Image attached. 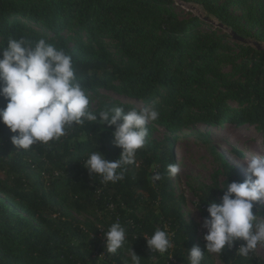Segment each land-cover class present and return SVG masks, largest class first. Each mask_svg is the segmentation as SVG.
<instances>
[{
  "label": "trees",
  "instance_id": "1",
  "mask_svg": "<svg viewBox=\"0 0 264 264\" xmlns=\"http://www.w3.org/2000/svg\"><path fill=\"white\" fill-rule=\"evenodd\" d=\"M173 1L0 0V42L46 36L72 55L88 93L114 91L142 103L102 100L94 111L152 105L160 116L148 129L159 124L167 131L159 153L144 146L122 181L103 184L83 166L96 144L105 159L119 157L114 126L85 121L83 128L71 130L58 142L24 151L11 144L14 134L0 124V264H131L130 248L141 264H189L187 254L193 246L205 253L202 264H213L205 244L197 241V223L183 215L185 197L175 193L167 166L174 164L173 144L179 132L200 122L253 125L264 134V49L241 44L242 60L236 67L242 79L226 81L220 68L224 43L200 30L197 17L178 18L168 8ZM189 1L237 34L264 42V0ZM72 31L89 39L72 41ZM102 36L115 42L120 61ZM214 80L225 82L226 90H216ZM222 166V188L246 178ZM153 173L161 179L153 180ZM215 193L210 185L197 190L201 210ZM203 214L206 217L207 211ZM82 215L86 218L80 221ZM117 220L126 228V242L110 254L94 232L103 234ZM157 228L172 238L173 247L163 255L151 252L146 243ZM238 246L225 247L218 255L223 264H264L256 250L247 258L236 254Z\"/></svg>",
  "mask_w": 264,
  "mask_h": 264
},
{
  "label": "clouds",
  "instance_id": "2",
  "mask_svg": "<svg viewBox=\"0 0 264 264\" xmlns=\"http://www.w3.org/2000/svg\"><path fill=\"white\" fill-rule=\"evenodd\" d=\"M0 102L4 104L0 107V124L14 134L11 144L24 151L37 144L58 142L71 130L83 128L85 121L114 126L113 143L121 149L119 157L114 161L105 159L96 144L83 166L103 184L124 179L127 167L136 163L137 151L146 144L148 125L160 116L152 105L127 111L121 106H105L93 111V97L79 82L72 55L46 36L35 40L21 36L0 42ZM245 163L247 177L242 182H227L219 188V203L207 204L202 228L208 253L220 256L225 247L231 249L238 244L236 254L247 258L257 248H264V155H255ZM181 167L169 164L168 175L177 176ZM152 178L160 180L161 176L153 173ZM103 235L108 253L116 254L124 247L126 228L118 220ZM146 243L151 252L161 255L173 247L171 234L159 228L146 238ZM129 252L131 264H141L131 248ZM204 254L199 246L191 247L189 264H202Z\"/></svg>",
  "mask_w": 264,
  "mask_h": 264
},
{
  "label": "rangeland",
  "instance_id": "3",
  "mask_svg": "<svg viewBox=\"0 0 264 264\" xmlns=\"http://www.w3.org/2000/svg\"><path fill=\"white\" fill-rule=\"evenodd\" d=\"M220 2L223 0H219ZM250 3V1H248ZM255 3V2H253ZM180 19H190L191 17L198 18V27L213 36L219 38L224 47L220 49V68L224 73L226 81L233 79H242L237 71L236 64L242 60L241 44L253 45V38L244 36L247 39L246 43H242L233 39L231 36L232 29L226 25L218 26L220 23L213 17H210L204 9L196 2L189 0H174L168 7ZM240 12V10H238ZM205 17H209L212 21H208ZM249 27V25H248ZM66 34V33H65ZM72 35V41L76 37L84 36L88 40V36L83 33L74 31L68 32ZM101 40L112 53L117 61L121 60L118 48L115 42L107 36H102ZM261 48L264 49V42L259 41ZM123 59V58H122ZM215 89L225 91V82L214 80ZM93 97L91 109L94 111L98 108L100 101H119L130 103L132 105L142 106L141 101L123 97L114 91L101 90L97 94L89 93ZM226 103L231 107H238V104L233 100H227ZM191 111L199 112L193 109ZM173 144L174 164H181V171L175 177H171L173 189L176 194H183L185 202L182 205V212L186 220H192L198 225L197 241L200 244H205L203 239L205 230L202 228V222L205 218L203 207L196 210L198 207L197 190L202 188V185H210L216 189L215 196L209 202H217L222 194V182L224 180L223 163L238 170L243 176L247 177L246 161L255 155H264V134L257 130L253 125L235 126L225 124L222 126H210L206 122L197 123L192 128L183 130ZM167 131L165 127L159 124H152L148 129L146 138L147 151H155L159 153L163 149V144ZM237 149L241 154H234ZM143 174V173H142ZM141 174V175H142ZM143 176V175H142ZM32 180V176H28ZM143 184V182H142ZM138 193L141 192L136 188ZM208 202V203H209ZM195 210V211H194ZM86 218V215L78 216L80 221ZM98 238H101L103 243H106L104 235L98 230L94 232ZM256 253L264 259V248H257ZM213 264H223L218 254L211 253Z\"/></svg>",
  "mask_w": 264,
  "mask_h": 264
},
{
  "label": "water",
  "instance_id": "4",
  "mask_svg": "<svg viewBox=\"0 0 264 264\" xmlns=\"http://www.w3.org/2000/svg\"><path fill=\"white\" fill-rule=\"evenodd\" d=\"M205 19L208 20V21H212V19H210L209 17H205ZM218 26L222 27L223 24L222 23H218ZM231 36L233 37V39L238 40L240 42H244V43L247 42V39L245 37L237 34L234 30L231 31ZM253 45L256 48H258V49L261 48L259 41H253Z\"/></svg>",
  "mask_w": 264,
  "mask_h": 264
}]
</instances>
